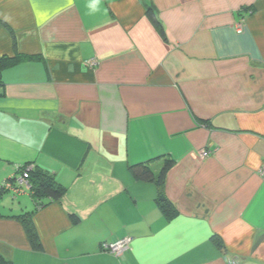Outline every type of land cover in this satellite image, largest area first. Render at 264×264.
Instances as JSON below:
<instances>
[{"label":"crops","instance_id":"0c3cea01","mask_svg":"<svg viewBox=\"0 0 264 264\" xmlns=\"http://www.w3.org/2000/svg\"><path fill=\"white\" fill-rule=\"evenodd\" d=\"M2 60L4 259L264 264V0H0ZM167 161L161 186L129 171ZM27 164L59 200L9 189ZM24 212L40 251L11 218Z\"/></svg>","mask_w":264,"mask_h":264},{"label":"trees","instance_id":"16d2710c","mask_svg":"<svg viewBox=\"0 0 264 264\" xmlns=\"http://www.w3.org/2000/svg\"><path fill=\"white\" fill-rule=\"evenodd\" d=\"M147 14L155 24H158L152 9L149 8L147 10ZM160 31L162 33V30ZM18 59L19 57L15 59V61ZM0 63L2 67H6L11 64V62H7L6 60H2ZM29 165L30 164L23 165L22 167H19V170L23 171ZM172 165V161H167L166 165L161 168L157 176L153 174L152 170L147 164L131 166L129 171L132 177L137 181L155 182L158 186H161L163 184L166 172L169 168H171ZM28 184L29 191L31 192L32 198L36 204V209L44 208L51 202L59 200L65 192V189L61 185L57 184V182H55L51 176L40 171L36 166H32V169L29 171ZM157 204L160 210L164 212L167 217H171L173 215V210L170 207V203L163 195L160 194L158 196ZM32 215L33 212H24L20 215L12 216L11 218L18 220L22 225L31 248L35 251H40L42 248L41 242L34 228ZM0 264L11 263L0 255Z\"/></svg>","mask_w":264,"mask_h":264},{"label":"built area","instance_id":"2783aa9c","mask_svg":"<svg viewBox=\"0 0 264 264\" xmlns=\"http://www.w3.org/2000/svg\"><path fill=\"white\" fill-rule=\"evenodd\" d=\"M202 156L203 157L207 156V152L203 151ZM31 169H32V165H29L23 171L18 170L19 174L20 173L21 174L19 175V178L16 180L17 181L16 184L13 182H10V184L7 185L9 187V189H12L14 192H20L22 186H27L29 189L28 174H29V171ZM261 172L264 173V162H263ZM130 243H131V238L125 237V238H122V239L117 240L115 242L103 243L101 245L102 246L101 249L104 252L116 254L117 252H119L121 250L129 249ZM230 264H232V262Z\"/></svg>","mask_w":264,"mask_h":264}]
</instances>
